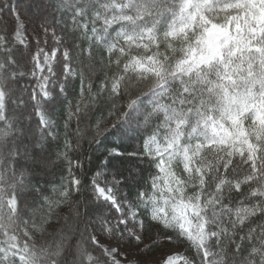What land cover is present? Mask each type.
<instances>
[{
  "label": "snow or ice",
  "instance_id": "snow-or-ice-1",
  "mask_svg": "<svg viewBox=\"0 0 264 264\" xmlns=\"http://www.w3.org/2000/svg\"><path fill=\"white\" fill-rule=\"evenodd\" d=\"M0 264H264V0H0Z\"/></svg>",
  "mask_w": 264,
  "mask_h": 264
},
{
  "label": "trees",
  "instance_id": "trees-1",
  "mask_svg": "<svg viewBox=\"0 0 264 264\" xmlns=\"http://www.w3.org/2000/svg\"><path fill=\"white\" fill-rule=\"evenodd\" d=\"M111 142H114V138L109 137V140L106 141L105 143H106V144H109V143H111ZM90 154L93 155V156L100 155V151H94V152H92V153H90ZM86 166H87V162H86ZM57 178H58V177H57Z\"/></svg>",
  "mask_w": 264,
  "mask_h": 264
}]
</instances>
